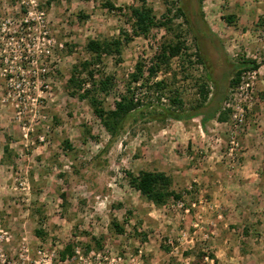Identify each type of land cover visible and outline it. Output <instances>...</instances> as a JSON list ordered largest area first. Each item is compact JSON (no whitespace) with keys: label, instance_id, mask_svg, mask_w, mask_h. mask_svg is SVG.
I'll use <instances>...</instances> for the list:
<instances>
[{"label":"rangeland","instance_id":"1","mask_svg":"<svg viewBox=\"0 0 264 264\" xmlns=\"http://www.w3.org/2000/svg\"><path fill=\"white\" fill-rule=\"evenodd\" d=\"M47 1L0 0V225L8 254L24 241L34 259L44 244L60 261L72 245L84 257L132 255L145 264H264V28L257 27L264 0H178L188 23L175 19L170 30L136 37L99 67L117 83L105 101L111 108L137 63L149 65L162 43L182 33L187 50L158 79L191 110L203 77L212 78L211 96L225 92V107L236 89L228 85L234 65L256 60L255 78L244 74L253 100L243 126L233 133L231 114L225 122L163 124L139 113L114 138L67 82L89 57L90 39L132 33L129 8L140 1ZM147 4L159 18L170 7ZM227 15L237 22L229 25ZM141 171L166 173L182 198L163 207L147 202L126 176ZM73 259L68 264H82Z\"/></svg>","mask_w":264,"mask_h":264},{"label":"trees","instance_id":"2","mask_svg":"<svg viewBox=\"0 0 264 264\" xmlns=\"http://www.w3.org/2000/svg\"><path fill=\"white\" fill-rule=\"evenodd\" d=\"M58 0H48L50 6ZM139 6L129 8V25L132 33L125 30L120 38L111 39H90L86 45L89 57L80 61L74 67L73 73L67 82V86L72 96L86 101L91 107L94 116L100 121L102 127L114 138L124 129L126 122L135 115L141 113L165 124L168 120L187 122L197 117H202V121L208 122L217 118L220 122L228 119L230 111H223L221 107L224 102L225 92L222 89L211 96L210 85L212 78L210 75L203 77L196 85L197 99L196 105L188 110L182 93L165 79H158L162 71H168L174 59L182 56L187 50L186 41L182 33L175 32V38L172 41L162 43L160 49L150 59L149 65L140 61L137 63L135 71L129 75V79L124 83V91L116 97L114 105L107 108L105 105L108 99L117 89V83L114 77L106 75L100 71L99 67L103 65L104 58L107 56H121L123 46L129 44L136 37L149 38L156 29H171L175 19L185 18L186 15L182 8L177 7L178 0H165L167 13L159 18L155 10L148 6L147 0H139ZM201 4V2H200ZM104 8L110 12L115 11L112 3L106 2ZM172 15V18L169 16ZM223 19L229 24L234 25L237 22L235 15L224 16ZM258 28H264V17H261ZM198 57V64L204 65V60L200 53L195 54ZM261 65L253 59L240 60L234 65L233 76L229 81V88L239 87L242 77L246 72H258ZM147 73V75H146ZM69 148L68 143L65 144ZM6 151H9L6 148ZM128 183L132 189L137 191L147 202L163 207L169 202L180 200L182 194H178L173 189L172 179L164 172L159 171H141L138 175L132 173L126 174ZM61 199L65 202L66 195L61 194ZM113 228L118 234L124 232V227L113 223ZM36 234L42 237L41 230ZM94 240V243L100 245V240ZM87 246V249H91ZM74 246L69 245L61 253L62 258L67 255L73 256ZM216 261V258L212 257Z\"/></svg>","mask_w":264,"mask_h":264},{"label":"built area","instance_id":"3","mask_svg":"<svg viewBox=\"0 0 264 264\" xmlns=\"http://www.w3.org/2000/svg\"><path fill=\"white\" fill-rule=\"evenodd\" d=\"M255 72L250 74V77L254 79ZM250 85L245 83V75L242 77L241 84L237 87L233 93V97L223 107L224 111L229 110L231 112L232 125L235 128L233 133L237 129L245 124V119L248 110L252 107V90ZM244 95V100L241 97ZM231 144H235L234 141ZM10 244V237L8 232L4 231L0 225V264H68L71 263L75 256L79 258L82 264H145L141 260L140 256L128 255V257H122L117 255L114 258L103 257L100 254L91 252V256L84 257L79 248L74 249V257L70 258L67 255L60 261L59 256L55 254V251L50 253L49 249L43 244L36 249V259L31 256V251L28 243L22 242L13 255L8 254L7 246Z\"/></svg>","mask_w":264,"mask_h":264}]
</instances>
